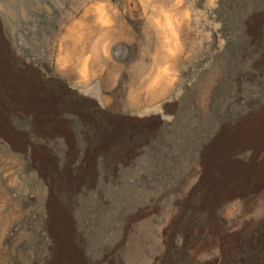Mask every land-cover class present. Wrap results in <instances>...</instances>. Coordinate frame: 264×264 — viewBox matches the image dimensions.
I'll return each instance as SVG.
<instances>
[{"label":"rangeland","instance_id":"374dc122","mask_svg":"<svg viewBox=\"0 0 264 264\" xmlns=\"http://www.w3.org/2000/svg\"><path fill=\"white\" fill-rule=\"evenodd\" d=\"M260 2L0 0L3 32L18 42L48 43L50 17L58 74L80 93L58 87L55 99L37 94L19 107L5 94L0 99V264H63L64 237L82 264H166L176 245L188 249L194 264H228L223 252H191L192 237L173 233L192 211L183 205L202 200L215 207L228 234L246 233L239 256L245 264H264V204L248 209L239 190L225 188L221 173L206 168L232 124L264 112ZM255 21L260 25L253 35ZM231 52L246 67L233 76L236 91L219 104L214 133L185 160L186 172L155 175L152 142L164 131L180 143L203 133L231 74ZM18 80L33 92L43 87L31 78ZM33 135L36 144L58 146L62 161L51 162L50 155L26 161L21 151ZM238 157L247 163L253 151ZM58 186L75 195L71 209ZM194 213L205 216V227L208 213ZM256 228L263 244L252 249L248 236Z\"/></svg>","mask_w":264,"mask_h":264},{"label":"bare ground","instance_id":"6f19581e","mask_svg":"<svg viewBox=\"0 0 264 264\" xmlns=\"http://www.w3.org/2000/svg\"><path fill=\"white\" fill-rule=\"evenodd\" d=\"M259 25L260 22L255 21L250 26L253 35H256L255 33H257ZM33 91L20 87L18 78H0V98L5 94L7 100L16 103L17 107L23 105L24 101L29 102L34 99ZM120 132V128H117L115 135ZM263 146L264 112H259L245 117L231 125L227 134L225 133L223 140L215 147L216 149H214L211 155L210 163L208 167H206L207 173L209 174L217 171L221 173V184L225 188L227 187L230 191H232L231 189H235L237 192L239 190L237 194L250 210L260 208L264 204ZM248 149L253 151L252 159L247 163L240 161L238 156L241 155V151ZM208 183L207 187H209ZM206 201L207 200H202V204L200 205L189 204V202L183 205L185 210H203V212L206 211L209 216V221L205 227H189L185 229L186 231L183 236L187 237L189 234L192 237L193 248H191L194 250V253L198 250L216 251L218 253L223 252L224 257L229 258L228 264H245L244 259L239 256L241 254L240 243L247 237L246 233L243 232L236 235L228 234V232L224 230L223 220L217 215L218 213H216L215 207L208 206ZM209 201L212 200L210 199ZM211 204L213 205V202H211ZM60 217L63 219L59 220V222L62 228L66 230L64 225L65 217L63 215ZM260 233L261 232L256 228L254 235L248 236L250 241L249 245L252 249H257L263 244L262 234ZM165 242L166 245H170V239L168 237ZM60 259L63 264H82L78 255L72 250L69 238H63Z\"/></svg>","mask_w":264,"mask_h":264},{"label":"crops","instance_id":"0c3cea01","mask_svg":"<svg viewBox=\"0 0 264 264\" xmlns=\"http://www.w3.org/2000/svg\"><path fill=\"white\" fill-rule=\"evenodd\" d=\"M46 18L49 23L44 38L48 40V43L42 44H25L11 39L6 35V31L3 32V29L6 30L5 22L0 21V78H31L34 84H36V80L39 81L43 87L40 88V91L33 92L35 100L37 94L39 98L55 99L56 92L59 91L58 87L65 89V92L73 96H80V93L69 86L61 79L64 77L58 74L57 48L55 36H52L54 31L50 25V17ZM32 138L33 141L27 146V149L21 151L26 161L34 163L47 161L36 158L44 155L53 156L51 162L62 161L59 156H62L63 153L58 146L36 144V135H33ZM36 148L40 151L36 152ZM43 149H47V152H42Z\"/></svg>","mask_w":264,"mask_h":264},{"label":"trees","instance_id":"16d2710c","mask_svg":"<svg viewBox=\"0 0 264 264\" xmlns=\"http://www.w3.org/2000/svg\"><path fill=\"white\" fill-rule=\"evenodd\" d=\"M251 5L252 3L248 4V6L250 7L249 10L252 9ZM258 5L264 7V4H261V2ZM244 7L245 5L241 9H243ZM257 51L258 48H254L253 50L249 51V58L255 57ZM234 56V52H231V54H229L228 56L227 60L229 62L227 63L229 64L228 69H231V74L228 75V77L223 81L222 91H219L216 96V109L214 117L211 119L210 123L206 125L203 130H201L203 133L192 134V139H186L185 141L180 143L179 138L172 140V138L168 137L166 132L164 131L162 135L158 136V138L152 142L150 156L153 161V166L155 167V175L163 174V176H165L166 174H182L186 172L185 169L182 170L179 167L180 163L190 157H193V155H196L201 148L202 143L208 140V138H210V136H212V134L214 133V129L217 125V120L220 115L219 104L222 103L224 97H227L229 99L232 91H236L237 84L235 83V78H233V76L238 70L246 67V64L244 63L245 61L237 64L234 61ZM63 117L65 118L67 116L64 115ZM13 121H16V119L13 118ZM174 148H178L179 151L175 152ZM120 168H122V166H120ZM58 182L61 183V180L58 179ZM57 195L62 199L65 207H67L68 209H71V207H73L76 201L74 194L70 195L69 193L64 192L62 189H60V186H58ZM194 212L195 211L192 210L187 215H185L180 227L174 229L173 233L177 234L176 236L181 237L186 231L185 229H187L188 227L198 228L202 224H204L205 216H202L199 213L196 214ZM78 247L84 249L83 242H81L80 239H78ZM189 249L192 252L193 249ZM187 251L182 249V247L176 245L172 249L170 257L167 260L166 264H194L192 260V254L190 253V255L188 256Z\"/></svg>","mask_w":264,"mask_h":264},{"label":"water","instance_id":"95a60500","mask_svg":"<svg viewBox=\"0 0 264 264\" xmlns=\"http://www.w3.org/2000/svg\"><path fill=\"white\" fill-rule=\"evenodd\" d=\"M174 151L175 152H178L179 149L178 148H174ZM182 170L186 168V163L185 161H183L182 163H180V166H179ZM131 178V177H130Z\"/></svg>","mask_w":264,"mask_h":264}]
</instances>
